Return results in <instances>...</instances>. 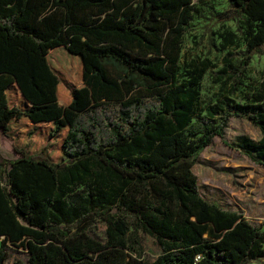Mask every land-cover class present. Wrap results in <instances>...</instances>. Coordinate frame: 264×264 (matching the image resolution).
I'll use <instances>...</instances> for the list:
<instances>
[{"label":"trees","instance_id":"1","mask_svg":"<svg viewBox=\"0 0 264 264\" xmlns=\"http://www.w3.org/2000/svg\"><path fill=\"white\" fill-rule=\"evenodd\" d=\"M226 2L238 21L219 35L235 49L215 74L232 94L264 53V0ZM191 14L192 0H0V129L17 153L0 154V264L8 245L27 252L14 264L264 258V228L203 197L191 169L231 115L260 130L238 147L264 165V74L245 101L200 105L206 65L178 67ZM138 229L160 248L151 259Z\"/></svg>","mask_w":264,"mask_h":264},{"label":"rangeland","instance_id":"2","mask_svg":"<svg viewBox=\"0 0 264 264\" xmlns=\"http://www.w3.org/2000/svg\"><path fill=\"white\" fill-rule=\"evenodd\" d=\"M237 18L231 12L226 0H192V14L181 35L178 58L179 77L189 76L195 66L205 64L206 68L199 80V103L203 105L228 94L234 100L245 101V95L252 89H261L264 74V53H254L247 64L242 80L243 85L229 94L226 86H219L220 80L215 70L223 63L226 49L222 47L219 33L233 29ZM240 47L243 46L240 42ZM247 100V98H246ZM241 135L258 139L260 130L249 119L231 115L224 127L223 137L213 136L211 142L197 151L191 166L196 175L200 194L220 205L236 209L251 221L264 228V165L254 161L241 147ZM0 154L15 157L9 136L0 129ZM130 229L133 231L132 225ZM89 234L103 239V223L99 220L88 226ZM139 255L153 258L160 248L154 238L138 229ZM4 264H14L16 259L24 261L26 250L21 246L8 245ZM242 264H264L263 257L244 260Z\"/></svg>","mask_w":264,"mask_h":264},{"label":"built area","instance_id":"3","mask_svg":"<svg viewBox=\"0 0 264 264\" xmlns=\"http://www.w3.org/2000/svg\"><path fill=\"white\" fill-rule=\"evenodd\" d=\"M263 246H264V241H263Z\"/></svg>","mask_w":264,"mask_h":264}]
</instances>
